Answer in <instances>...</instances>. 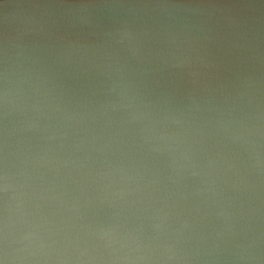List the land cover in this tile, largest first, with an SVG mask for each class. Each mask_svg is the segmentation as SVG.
Listing matches in <instances>:
<instances>
[{
    "label": "clouds",
    "instance_id": "clouds-1",
    "mask_svg": "<svg viewBox=\"0 0 264 264\" xmlns=\"http://www.w3.org/2000/svg\"><path fill=\"white\" fill-rule=\"evenodd\" d=\"M0 264H264V0H0Z\"/></svg>",
    "mask_w": 264,
    "mask_h": 264
}]
</instances>
